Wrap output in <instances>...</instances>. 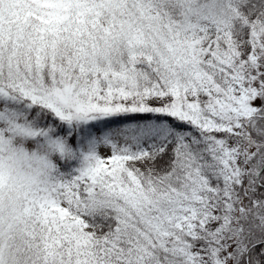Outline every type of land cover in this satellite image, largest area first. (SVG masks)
<instances>
[{
    "label": "snow or ice",
    "instance_id": "snow-or-ice-1",
    "mask_svg": "<svg viewBox=\"0 0 264 264\" xmlns=\"http://www.w3.org/2000/svg\"><path fill=\"white\" fill-rule=\"evenodd\" d=\"M0 130L66 140L0 264H264V0H0Z\"/></svg>",
    "mask_w": 264,
    "mask_h": 264
},
{
    "label": "clouds",
    "instance_id": "clouds-1",
    "mask_svg": "<svg viewBox=\"0 0 264 264\" xmlns=\"http://www.w3.org/2000/svg\"><path fill=\"white\" fill-rule=\"evenodd\" d=\"M65 143L55 137L36 142L23 131L0 130V215L15 214L44 187Z\"/></svg>",
    "mask_w": 264,
    "mask_h": 264
},
{
    "label": "rangeland",
    "instance_id": "rangeland-1",
    "mask_svg": "<svg viewBox=\"0 0 264 264\" xmlns=\"http://www.w3.org/2000/svg\"><path fill=\"white\" fill-rule=\"evenodd\" d=\"M36 142H39V141H36ZM31 146H32V143L30 142V143H29V147H31Z\"/></svg>",
    "mask_w": 264,
    "mask_h": 264
},
{
    "label": "trees",
    "instance_id": "trees-1",
    "mask_svg": "<svg viewBox=\"0 0 264 264\" xmlns=\"http://www.w3.org/2000/svg\"><path fill=\"white\" fill-rule=\"evenodd\" d=\"M59 158H57V161H58Z\"/></svg>",
    "mask_w": 264,
    "mask_h": 264
}]
</instances>
